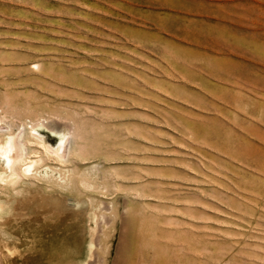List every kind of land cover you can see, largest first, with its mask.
<instances>
[{"label": "rangeland", "instance_id": "1", "mask_svg": "<svg viewBox=\"0 0 264 264\" xmlns=\"http://www.w3.org/2000/svg\"><path fill=\"white\" fill-rule=\"evenodd\" d=\"M0 116L90 176L0 184V264H264V0H0Z\"/></svg>", "mask_w": 264, "mask_h": 264}, {"label": "bare ground", "instance_id": "2", "mask_svg": "<svg viewBox=\"0 0 264 264\" xmlns=\"http://www.w3.org/2000/svg\"><path fill=\"white\" fill-rule=\"evenodd\" d=\"M68 135V131H57L42 123L22 130L13 128L0 116V184L20 186L24 180H43L62 186L73 184L77 174L79 183L88 186L89 174L67 169V163L79 154L69 151ZM54 138L58 141L56 146L51 142ZM0 209H4L3 204Z\"/></svg>", "mask_w": 264, "mask_h": 264}]
</instances>
